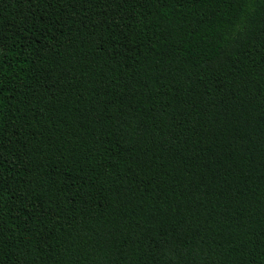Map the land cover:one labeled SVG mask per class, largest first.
<instances>
[{"label": "trees", "instance_id": "trees-1", "mask_svg": "<svg viewBox=\"0 0 264 264\" xmlns=\"http://www.w3.org/2000/svg\"><path fill=\"white\" fill-rule=\"evenodd\" d=\"M0 264H264V0H0Z\"/></svg>", "mask_w": 264, "mask_h": 264}]
</instances>
